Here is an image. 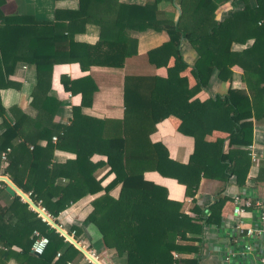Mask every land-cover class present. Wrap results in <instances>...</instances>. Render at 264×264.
Listing matches in <instances>:
<instances>
[{
  "label": "trees",
  "instance_id": "obj_1",
  "mask_svg": "<svg viewBox=\"0 0 264 264\" xmlns=\"http://www.w3.org/2000/svg\"><path fill=\"white\" fill-rule=\"evenodd\" d=\"M96 1L104 9L108 0ZM225 1L181 0L175 19L155 16L156 2L135 6L136 15H141L136 18L139 30L154 28L167 35L162 44L147 52L149 62L165 68V74H126L124 112L120 119H99L82 111L92 104L96 89L89 76L75 81L62 77L64 88L72 92L75 85H83L82 100L79 106L72 107L69 123H55L52 117L59 104L45 95L54 64L78 59L82 68L92 64L122 68L125 58L135 52L137 43L121 30L127 18L124 19V14L121 19L91 18L86 12L89 0H78V9L68 12L70 28L61 29L58 20H39L28 14L4 15L3 0H0V83L15 70L17 62H24L35 69V89L44 94L40 98L39 93H34L32 103L37 106L38 115L17 146L13 140L19 138L18 131L26 115L20 112L11 123L0 104V128L3 129L0 162L3 153L9 160L3 174L29 193L53 218L67 204L102 191L91 201L87 219L97 223L106 247L115 249L118 255L126 254V264H172L173 251L196 252L195 245L183 242L201 238L203 222L220 223L226 198L218 193L208 208L194 205L192 212L196 216H193L183 211L182 202L168 199L166 188L147 180L144 173L157 171L175 178L191 196L196 193L202 176L224 182L235 176L238 185L245 182L250 166V161L245 162L246 146L252 141V102H255L248 92L264 93L261 85L264 82V0H254V4L250 0L235 1L229 15L216 18V8ZM119 11H123V6ZM60 13L56 12V19ZM89 21L119 25L117 38L113 41L103 38L93 45L76 43L75 27L81 25L78 30H83ZM182 39H187L198 52L199 57L191 66L182 56ZM249 40L252 43L242 50L233 49L234 43L246 44ZM97 51L104 58L90 60L88 64L79 56ZM171 56L174 64L169 66ZM234 64L242 68L248 92L229 87L225 94L205 100L195 97L199 90L206 88L214 68L218 69L220 79L230 80ZM188 67L195 79L193 86H189L188 76L184 74ZM170 115L185 121L184 132L194 140V150L187 163L171 159L163 143L150 139L156 124ZM214 129L229 135L210 141L206 136ZM40 140L46 141L44 147L38 145ZM27 143L32 144L31 149ZM16 148L24 152L21 168L16 167L13 153ZM55 149L70 150L76 156L64 163H54ZM95 154L103 158L92 161ZM102 166L105 172L97 178V170ZM59 176L67 177L68 182L56 185ZM109 176L112 177L107 179ZM117 186L119 193L113 197L111 191ZM21 203L28 205L15 194L8 206L0 205V264H6L12 254L19 264H69L79 250L36 211L30 209L17 222L12 221L13 210ZM34 231L49 239L41 254L31 250ZM13 246L19 252H14ZM58 252L60 255L56 256ZM181 261L197 264L196 259L182 258Z\"/></svg>",
  "mask_w": 264,
  "mask_h": 264
},
{
  "label": "crops",
  "instance_id": "obj_2",
  "mask_svg": "<svg viewBox=\"0 0 264 264\" xmlns=\"http://www.w3.org/2000/svg\"><path fill=\"white\" fill-rule=\"evenodd\" d=\"M235 1L238 0H226L220 4L215 10L216 18H221L227 13L229 15L234 8L233 3ZM154 2H156L155 16L166 19L177 18L181 0H108L105 2L104 9L100 8L98 1L89 0L86 12L91 18L121 19V14H124V19L127 18V22L124 23V28L121 30H123L124 35L136 39L135 52L125 58L122 68L98 64L82 68L78 59L55 63L52 68L51 84L45 94L59 104L52 117L53 122L69 123L72 117V107L79 106L82 100L83 85H75L73 87L75 91L72 92L64 88L61 81L62 77L75 81L89 76L96 85V89L92 93V104L83 107L82 111L99 119H120L124 112V76L126 74H165V68H157L149 62L147 52L162 44L167 35L154 28L139 30L136 27V18L141 17V15H136L135 6ZM250 3L254 4V0H250ZM78 6V0H3L1 11L4 15L28 14L39 20H58L57 23H59L60 28L65 29L70 28L68 25H70L71 17L68 12L77 10ZM121 6H123V11L120 13ZM57 11H61L58 19L55 18ZM149 15L151 16V13ZM80 27L81 25L75 27L74 41L83 45H93L103 38L113 41L119 33V25L110 22L97 24L89 21L86 22L83 30H78ZM251 43L252 40L247 41L246 44L234 43L233 49L242 50ZM180 50L188 65L191 66L197 61L198 52L187 39L181 40ZM79 56L85 64L91 62L90 60L104 58L100 51L91 53L88 56H83V54ZM173 64L174 57L171 56L168 65ZM231 70V79L222 80L218 77V69L214 68L206 88L199 90L195 97L205 100L216 94H225L229 87H236L248 92L247 80L244 78L242 68L234 64ZM184 74L188 76L189 86H193L195 79L191 75L189 67L184 71ZM36 77V71L32 66L24 62H17L15 70L0 83V104L5 109L6 119L13 123L14 117L19 116L20 112L26 115L18 131L19 138L13 140L15 146L30 131L37 118L38 108L32 103L34 93L37 92L39 93L37 97L44 98L43 91L38 92L35 89ZM261 85H264V82ZM248 93L252 95V100L255 102H252V141L246 146L248 152L245 156V162L250 161V166L243 185L236 183L235 176H230L226 182L221 179L202 176L196 193L191 196L186 194L185 185L179 183L175 178L163 176L157 171H146L144 173L147 180L166 188L168 199L182 202L183 211L193 216H196V212H192L194 205H197L200 209H206L213 204L218 193L226 198L221 208L220 223L203 222L201 238L193 242H183L187 245H195L197 251H176L180 254L181 259H196L197 264H264V233L260 234L258 232L264 223L261 218V213L264 210V93L263 95L262 92ZM1 122L2 117L0 116V124ZM184 130L185 121L170 115L156 124V129L150 135V139L163 143L171 159L179 163H187L194 150V140L191 136L186 135ZM2 131L3 129L0 128V133ZM228 135V132L214 129L206 138L213 141L216 138H227ZM45 143V140L38 141V145L42 147L45 146ZM225 146H227V141ZM27 147L31 149L32 144L27 143ZM13 153L17 162L16 167L21 168L25 158L23 156L24 152L17 149ZM252 155L256 157L255 160L252 159ZM75 156V153L70 150L55 149L52 162L64 163L74 159ZM100 158H103V155L95 154L91 160L98 161ZM8 163V159L1 160L0 175H4L12 181L8 175L3 174V170ZM105 169L102 166L97 170V178L104 174ZM111 177L109 176L107 179ZM107 179L103 183H106ZM67 182L68 179L65 176H59L56 179V185L59 186H63ZM12 183L14 182L12 181ZM101 193L102 191L87 194L75 202L67 204L54 220L73 238L76 234L74 239L84 245L85 249L93 251L102 263L108 264L110 261H116L117 264H126V254L118 255L115 249L106 247L97 223L87 219L91 209V201ZM118 193L119 186L111 191L113 197H117ZM15 194L17 193L11 194L7 191L6 183L0 180V205L8 206ZM25 194L28 195V193ZM235 194L251 198L254 203L257 202L246 211L241 224L232 213L233 195ZM28 197L30 198L29 195ZM30 209L34 210L29 203L27 206L21 203L13 210L12 221L17 222V218L28 214ZM248 229L253 231L249 233ZM12 249L16 253L20 250L16 246H13ZM6 264H19V260L15 254H12ZM69 264L91 263L83 257L82 252L79 250L69 261Z\"/></svg>",
  "mask_w": 264,
  "mask_h": 264
},
{
  "label": "built area",
  "instance_id": "obj_3",
  "mask_svg": "<svg viewBox=\"0 0 264 264\" xmlns=\"http://www.w3.org/2000/svg\"><path fill=\"white\" fill-rule=\"evenodd\" d=\"M55 139H56V137L53 136V140H55ZM255 158L256 157L254 155H252V159L255 160ZM1 159L3 161H5L7 159L5 153H3L1 155ZM28 195H29V193H28ZM36 204L39 205L42 208V210L45 211L51 218H53L43 206H41L39 203H36ZM254 204H257V202L254 203V201L251 198L243 197V196H241L239 194L233 195V210H232V213L235 215L237 221L240 224L243 222V216L246 213V211L248 209H250L251 207H253ZM34 211H35V209H34ZM38 215L40 216L39 213H38ZM40 217H41V219L43 221H46L42 216H40ZM261 218L264 221V210L261 213ZM252 231H253L252 229H248L249 233L252 232ZM258 232L260 234L264 233V223H263V226L258 230ZM34 236H35V238H34L33 243L31 245V250L35 254H41L45 250L46 245L49 242V239H48V237L46 235L40 234L38 231H34ZM82 246L84 247V245H82ZM86 250L96 259V261H98L99 264H104V263L101 262V260L97 257V255L93 251L88 250V249H86ZM82 254H83V257L88 262H90L91 264H96L95 262L92 261V259L90 257L86 256L84 253H82ZM59 255H60V253L58 252L56 254V256H59ZM172 256H173L172 264H183L181 262V257H180V254L178 252L173 251L172 252ZM108 264H117V262L116 261H110Z\"/></svg>",
  "mask_w": 264,
  "mask_h": 264
},
{
  "label": "water",
  "instance_id": "obj_4",
  "mask_svg": "<svg viewBox=\"0 0 264 264\" xmlns=\"http://www.w3.org/2000/svg\"><path fill=\"white\" fill-rule=\"evenodd\" d=\"M0 180L6 183V190L11 194L17 193L22 199L29 203L35 211H37L40 216H42L48 224L54 227L61 235L65 237L66 240L74 244L82 253L90 257L93 262L99 264L98 261L79 243L77 242L68 232H66L53 218H51L42 208L37 205L33 200H31L21 189H19L12 181H10L6 176L0 175Z\"/></svg>",
  "mask_w": 264,
  "mask_h": 264
}]
</instances>
